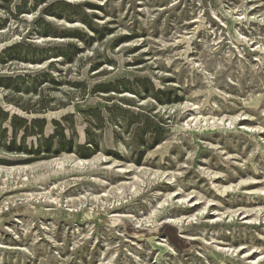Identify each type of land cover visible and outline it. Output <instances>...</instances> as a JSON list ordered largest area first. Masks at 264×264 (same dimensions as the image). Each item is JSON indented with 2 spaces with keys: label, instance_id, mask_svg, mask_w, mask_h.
<instances>
[{
  "label": "rangeland",
  "instance_id": "374dc122",
  "mask_svg": "<svg viewBox=\"0 0 264 264\" xmlns=\"http://www.w3.org/2000/svg\"><path fill=\"white\" fill-rule=\"evenodd\" d=\"M0 108V264H264V0H0Z\"/></svg>",
  "mask_w": 264,
  "mask_h": 264
},
{
  "label": "trees",
  "instance_id": "16d2710c",
  "mask_svg": "<svg viewBox=\"0 0 264 264\" xmlns=\"http://www.w3.org/2000/svg\"><path fill=\"white\" fill-rule=\"evenodd\" d=\"M5 118L7 119V113L2 112V110H1V108H0V125H1L2 123H4ZM39 122H40L39 120H34V121H33V124H37V123H39ZM16 123H19V126H18V127H16V125H15ZM11 126H12V128H13V132H14V134H15L18 130H20V129H22V128H24L25 134H26V132H27V130H28L27 125H26V121H25V120H22V119H19V118H17V117H13L12 122H11ZM3 130L6 131V128H4ZM24 136H25V135H24Z\"/></svg>",
  "mask_w": 264,
  "mask_h": 264
}]
</instances>
